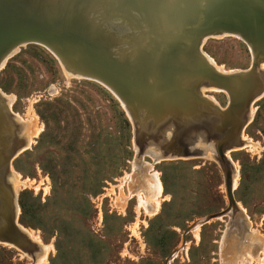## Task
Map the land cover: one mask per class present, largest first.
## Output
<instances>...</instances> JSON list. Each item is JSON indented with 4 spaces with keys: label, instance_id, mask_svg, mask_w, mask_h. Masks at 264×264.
Wrapping results in <instances>:
<instances>
[{
    "label": "rangeland",
    "instance_id": "rangeland-1",
    "mask_svg": "<svg viewBox=\"0 0 264 264\" xmlns=\"http://www.w3.org/2000/svg\"><path fill=\"white\" fill-rule=\"evenodd\" d=\"M200 50L225 73L253 62L250 48L232 34L207 35ZM52 54L24 43L0 68L5 103L25 118L23 125L39 129L11 162L21 182L18 223L44 244L45 250H31L44 251L39 264H259V258L264 264V94L249 104L239 133L250 146L224 152L237 170L235 205L228 206L219 160L208 151L189 152L183 140L179 155L162 151V159L152 160L143 149L158 139L163 145L167 126L132 139L131 121L112 91L66 73ZM198 93L215 109L227 104L223 90L208 86ZM155 176L159 196L147 187ZM231 237L240 242L238 250ZM29 263L0 244V264Z\"/></svg>",
    "mask_w": 264,
    "mask_h": 264
},
{
    "label": "water",
    "instance_id": "water-1",
    "mask_svg": "<svg viewBox=\"0 0 264 264\" xmlns=\"http://www.w3.org/2000/svg\"><path fill=\"white\" fill-rule=\"evenodd\" d=\"M88 3L98 2L0 0V57L18 42L39 41L66 70L109 88L132 127L141 128L138 135H155L171 118L165 150L179 140L192 146L215 139L225 196L234 206L224 150L237 140L243 113L264 86L256 70L264 61V0H108L97 14L82 15ZM221 33L237 34L249 46V68L225 73L206 61L202 37ZM201 85L223 90L225 108L201 96Z\"/></svg>",
    "mask_w": 264,
    "mask_h": 264
},
{
    "label": "crops",
    "instance_id": "crops-1",
    "mask_svg": "<svg viewBox=\"0 0 264 264\" xmlns=\"http://www.w3.org/2000/svg\"><path fill=\"white\" fill-rule=\"evenodd\" d=\"M227 103H228V97H227ZM225 106L223 108H221V110L224 109ZM10 108H11V105H10ZM10 110H12V109H10ZM12 112H14V111H12ZM0 115H1V112H0ZM16 116H18L19 119H18V117L16 118V121H15V126L16 127L13 129V131H10L9 128H3V126L0 123V176H2L3 186L4 185H8V182H9L5 178V176H7L6 173L8 172L7 169L9 168L10 171L15 172L12 169V166H11L12 160L18 154H20L22 151H24L27 148L28 143H29V141L27 139V136L30 134V131H29L30 125H29V127L28 126L24 127V125H23L24 123L21 120L24 121L25 118H22L18 114ZM11 132H13V135L11 134ZM131 132H132V139H133L134 138V132H133L132 124H131ZM17 133H19L18 134L19 136L17 137V143H14L13 141L16 140L15 137H16ZM23 133H24V135H23ZM9 135H11V138L9 137ZM163 135L166 138L165 141L167 140V142H169L170 139H171V133L168 134V130H167V132H165ZM138 136H139L138 134H135V138L138 137ZM238 137H240V134H238ZM162 140L163 139H158V141H155L156 143L154 141H150L149 142L150 145L147 144L145 146V148L143 149L145 151L144 154L148 155L152 160L157 161V160L163 158V156L161 154L162 151L166 152L167 155L165 157H169V158L170 157H174L176 155H179L181 153V148L182 147L180 146V144H179V146H177V148H174V147L173 148H168V150L166 149L167 150L166 151L164 149V146L167 144L166 143L164 145L165 141H163V145L164 146L163 145H161L162 147L159 146V144H160V142H162ZM183 142H185V141H183ZM242 142L244 143L243 140H242ZM214 143H215V139H212V138L204 139V141L195 142L192 146H185V149L188 150L189 152H191V151L207 152L208 150L205 148L204 145H206V146L207 145H211L213 147V149H214ZM243 143L239 146V148L243 147L242 146ZM23 145H25L24 148L23 149L20 148ZM185 145H187V144H185ZM149 147L153 151H157L158 152V156L159 157L157 159H154L151 156V154L147 152ZM228 149H232V148L228 147L225 150H228ZM225 150H224V152H225ZM133 151H134V154L138 153L137 146H133ZM17 196H18V193H17V189H16L15 203H16L17 208H18ZM6 211H7V208H6ZM2 214L0 215V244L11 246V247L19 250L20 252H22L25 256H27L29 258V260H30L29 264H33V263L34 264H37V263L39 264L40 261H38V260L41 257V255L44 253V251L42 252V254L36 255V254H33L34 252H31V250H32L33 247H35V245H39L40 249L45 250L44 249V244L38 243L36 240L32 239L31 236L28 235L27 230L18 223V218H17L18 209H17V213H16V216H15L14 220L11 218V216H10L9 219H6L4 217V215H2ZM240 228H242V227H240Z\"/></svg>",
    "mask_w": 264,
    "mask_h": 264
},
{
    "label": "bare ground",
    "instance_id": "bare-ground-1",
    "mask_svg": "<svg viewBox=\"0 0 264 264\" xmlns=\"http://www.w3.org/2000/svg\"><path fill=\"white\" fill-rule=\"evenodd\" d=\"M95 1H97L98 3H97V5H104V1H108V0H95ZM93 2H94V0H93ZM95 4H92V3H88V6L87 7H84L83 8V10L80 12L82 15H86V16H90V15H94V14H97V5H95ZM99 8V7H98ZM221 34H224V33H221ZM232 35H236V36H238L237 34H232ZM205 36H207V35H204L202 38H204ZM239 37V36H238ZM240 38V37H239ZM241 39V38H240ZM201 41H202V39H201ZM33 42H36V43H39L40 44V42L39 41H33ZM25 43V41L24 42H18V43H16V44H14L13 46H10L9 48H8V50L0 57V68H1V66L3 65V63H4V61L6 60V58L9 56V55H11V54H13L15 51H16V49H17V47H19V46H21V45H23ZM27 43V42H26ZM201 43V42H200ZM247 45V44H246ZM44 46V45H43ZM248 46V45H247ZM44 47H46V46H44ZM249 47V46H248ZM47 48V47H46ZM47 49H49V48H47ZM50 51V50H49ZM52 53V52H51ZM251 53H253V52H251ZM54 55V54H53ZM202 55L204 56V58L206 59V61L215 69V70H217L214 66L215 65H213V61H212V59L211 58H207V57H205V53H203L202 52ZM58 59V58H57ZM261 64H264L263 62H260L259 64H258V66L256 67V70L258 71V73L260 74V76H261V78L264 80V70H262V69H259V66L261 65ZM66 71V73L67 72H70V71H68V70H65ZM219 71V70H218ZM74 73V72H73ZM74 74H76V73H74ZM76 75H78V74H76ZM67 76V75H66ZM70 76V75H69ZM205 87H208V86H203V85H201L200 86V88H199V90L201 91L203 88H205ZM109 89V88H108ZM113 93V92H112ZM264 94V86L261 88V90H260V92H258L256 95H255V98L254 99H256V98H258L259 96H261V95H263ZM120 101V100H119ZM122 103V102H121ZM123 104V103H122ZM0 112H1V115H0V123H1V125L3 126V128H9L10 129V131H13V129L16 127L15 126V121H16V119H15V117H14V113L10 110V106H7V104L5 103V99H4V96H3V94L1 93V91H0ZM250 108L251 107H248L245 111H244V113H243V116H242V118L244 119V121L245 122H247L248 120H249V118H250V112L252 111H250ZM126 111V110H125ZM211 111V115L208 117V118H210V122H214L215 121V116H216V113L214 112V111H212V110H210ZM252 114V113H251ZM16 116V115H15ZM171 119V118H170ZM170 119H166L167 121L164 123V126H167V128L168 127H172V120H170ZM34 123H35V121H34ZM137 123H133V132H134V137H135V134H137V133H139L140 132V130H141V128L140 127H138L137 125H136ZM29 125H30V127H29ZM18 126V125H17ZM26 126H28L29 127V131H30V135H32L31 136V138L32 137H34L37 133H38V131H39V129H36V125L34 126L33 124H30V123H25V125H24V127H26ZM22 127V126H21ZM165 129V132H167L166 130H168V129ZM25 129V128H24ZM22 130V129H21ZM28 130V129H27ZM26 132V131H25ZM170 132L168 131V134H169ZM11 134L13 135V132H11ZM19 133H17L16 134V140H14L13 142L14 143H17V137L19 136L18 135ZM23 135H24V133H23ZM8 137V136H7ZM9 137L11 138V135H9ZM29 139H30V137H29ZM23 140V139H22ZM26 142V141H25ZM243 142H242V140H241V136L240 137H238L237 138V140H235V141H233V142H231L230 143V146H229V148H235V147H239L241 144H242ZM27 146V145H26ZM205 146V148L209 151V154L212 156V157H214V158H216V153H215V151H214V149H213V147L211 146V145H204ZM243 147H246V146H250V143H249V141H246V142H244L243 143V145H242ZM20 148H24V146H21ZM26 148V147H25ZM136 149V148H135ZM147 152L148 153H150L151 154V156L154 158V159H157L159 156H158V152L157 151H153L152 149H150V147L148 148V150H147ZM208 154V153H207ZM226 156V155H225ZM227 157V156H226ZM230 187H234V184H237L236 183V178H237V170H236V167L235 166H232L231 164H230ZM8 170V172L6 173V175L7 176H5V178H6V180L7 181H9V183L11 184H9L8 183V185H4L3 186V183H2V176H0V215L2 214V215H4V217L6 218V219H9L10 218V216H11V218L14 220V218H15V216H16V213H17V205H16V203H15V191H16V187L18 186L17 184H18V176L14 173V172H12V171H10V169L8 168L7 169ZM149 183V185L147 186L148 187V190H149V192L150 193H153V194H155V195H157V196H159L160 194H161V183H160V181L158 180V178L155 176L154 177V179H150V181H148ZM19 183H21V182H19ZM18 188V187H17ZM236 204H238V203H236ZM153 206V205H152ZM238 206V205H237ZM158 207V205H154V210H156V208ZM241 207V206H240ZM6 208H7V211H6ZM239 208V207H238ZM239 210V209H238ZM240 210H242L241 208H240ZM246 218V217H245ZM238 219V218H237ZM239 226V225H238ZM241 226V225H240ZM243 226V225H242ZM241 226V227H242ZM21 228V227H20ZM242 229V228H241ZM246 231H247V229H246ZM238 234H240V233H238ZM236 235V234H235ZM238 236V235H237ZM241 236V235H240ZM236 237H231V240H230V245L232 244L233 245V247L236 249V250H238L239 248H240V242L237 240V239H235ZM224 241H226V240H224ZM241 241V240H240ZM249 244H250V242H249ZM253 244V243H252ZM262 251L264 252V246L262 247ZM240 252L238 251V254H239ZM44 259H45V256L42 258H40L38 261H40V262H43L44 261ZM260 258H259V264H261L260 263ZM38 264V263H37ZM230 264H233L232 262L230 263Z\"/></svg>",
    "mask_w": 264,
    "mask_h": 264
},
{
    "label": "trees",
    "instance_id": "trees-1",
    "mask_svg": "<svg viewBox=\"0 0 264 264\" xmlns=\"http://www.w3.org/2000/svg\"><path fill=\"white\" fill-rule=\"evenodd\" d=\"M17 202H18V204H19V207L22 206V205H21V202L19 201V196H18V198H17ZM19 222H20V219H19Z\"/></svg>",
    "mask_w": 264,
    "mask_h": 264
}]
</instances>
